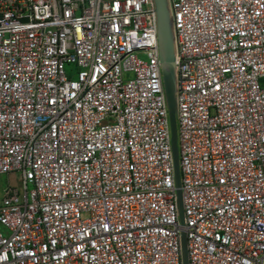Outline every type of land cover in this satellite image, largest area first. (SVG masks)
Listing matches in <instances>:
<instances>
[{"label":"built area","instance_id":"obj_1","mask_svg":"<svg viewBox=\"0 0 264 264\" xmlns=\"http://www.w3.org/2000/svg\"><path fill=\"white\" fill-rule=\"evenodd\" d=\"M167 2L183 227L153 1L0 0V264H264V0Z\"/></svg>","mask_w":264,"mask_h":264},{"label":"water","instance_id":"obj_2","mask_svg":"<svg viewBox=\"0 0 264 264\" xmlns=\"http://www.w3.org/2000/svg\"><path fill=\"white\" fill-rule=\"evenodd\" d=\"M157 17V39L159 66L163 92L167 107L170 148L172 156L173 179L175 185V202L180 226L183 227L182 195L180 185L179 155L177 144L176 125V72H175V49L171 24L170 10L167 0H152ZM181 264H188L186 234L180 231Z\"/></svg>","mask_w":264,"mask_h":264},{"label":"rangeland","instance_id":"obj_3","mask_svg":"<svg viewBox=\"0 0 264 264\" xmlns=\"http://www.w3.org/2000/svg\"><path fill=\"white\" fill-rule=\"evenodd\" d=\"M65 71L67 75L72 79L75 78L76 69L73 65H66ZM20 175L18 173H13L9 175H4L0 177V182H7L8 186H18Z\"/></svg>","mask_w":264,"mask_h":264},{"label":"crops","instance_id":"obj_4","mask_svg":"<svg viewBox=\"0 0 264 264\" xmlns=\"http://www.w3.org/2000/svg\"><path fill=\"white\" fill-rule=\"evenodd\" d=\"M1 176H4V175H1ZM6 187H8L7 182H4V183L3 182H0V204H1V200L3 198V194H4V191H5V188Z\"/></svg>","mask_w":264,"mask_h":264}]
</instances>
